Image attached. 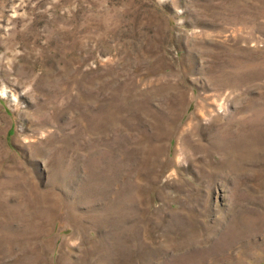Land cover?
Here are the masks:
<instances>
[{
  "label": "rangeland",
  "instance_id": "1",
  "mask_svg": "<svg viewBox=\"0 0 264 264\" xmlns=\"http://www.w3.org/2000/svg\"><path fill=\"white\" fill-rule=\"evenodd\" d=\"M0 264H264V0H0Z\"/></svg>",
  "mask_w": 264,
  "mask_h": 264
}]
</instances>
